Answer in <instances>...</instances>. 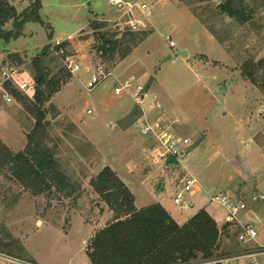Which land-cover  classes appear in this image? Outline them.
Here are the masks:
<instances>
[{"label": "rangeland", "instance_id": "374dc122", "mask_svg": "<svg viewBox=\"0 0 264 264\" xmlns=\"http://www.w3.org/2000/svg\"><path fill=\"white\" fill-rule=\"evenodd\" d=\"M145 1L148 11L136 13V18L147 28L135 33L146 38L125 59H104L96 50L91 21L106 23L102 32L128 31L119 25L126 19L107 0H42L44 26L28 23L17 40H0V84L5 67L16 68L21 80L33 79V61H45L48 79L57 89L44 106L45 142L55 150L60 170L73 187L71 194L53 190L36 196L11 174L0 172V264H91L93 237L116 217L92 185L106 167L132 193L137 210L156 204L153 193L170 188L175 192L185 178L193 176L199 190L187 195L189 208L197 206L190 197L206 187L212 197L228 193L243 201L250 221L251 211L264 215V195L257 188L264 177V89L242 73L247 61L264 58V0H245L248 20L244 24L219 12L217 6L224 0ZM12 4L21 13L30 2ZM10 28L11 23L5 26ZM168 36L175 42L173 49ZM61 43L65 54L57 56L51 49ZM183 51L186 55L180 54ZM66 57L80 70L70 72ZM100 63L118 79L111 76L87 91L91 73ZM136 80L142 82L144 92L169 100L161 102L165 118L178 120L174 128L191 140L192 151L182 165H151L145 138L126 129L132 128L140 111L134 105L130 114L126 112L134 101L125 91L116 96L114 88ZM1 94L0 140L19 153L35 120L14 95L6 103ZM226 231L239 230L229 226ZM261 232L264 239V229ZM227 236L223 235L218 254H241L245 246H237ZM259 244L258 233L257 241L246 249L256 250Z\"/></svg>", "mask_w": 264, "mask_h": 264}, {"label": "trees", "instance_id": "16d2710c", "mask_svg": "<svg viewBox=\"0 0 264 264\" xmlns=\"http://www.w3.org/2000/svg\"><path fill=\"white\" fill-rule=\"evenodd\" d=\"M13 1L16 0H0V40L6 43L20 38L28 23L45 25L40 15L42 0H25L30 4L21 13L16 11ZM244 3L245 0H224L217 9L222 15L244 24L248 20ZM9 23L11 28L6 30L5 26ZM89 26L95 35L96 50L101 58L111 61L115 56L125 59L146 38L145 34L129 30L121 35L119 32H102L107 27L106 23L95 20ZM209 31L215 37V33ZM48 38L52 40L51 33ZM60 48L64 49V43L55 46V51ZM13 57L20 59L17 54ZM44 62L42 58H37L32 63L33 99L21 95L11 83H5V90L21 102L35 124L27 135L22 152L13 153L0 140V172H8L25 190L36 196L53 190H67L71 194L72 184L60 170L55 150L45 142L48 135L44 106L57 89L48 79L49 72ZM242 73L256 87L264 89V58L257 62L247 61ZM92 185L116 217L113 223L93 237L88 254L91 264H192L232 256L218 254L222 237L228 235L226 230L230 225L225 224L220 229L205 210H200L182 226L159 204L137 210L132 193L108 167L92 181ZM236 236L237 233L227 237L236 240Z\"/></svg>", "mask_w": 264, "mask_h": 264}, {"label": "built area", "instance_id": "2783aa9c", "mask_svg": "<svg viewBox=\"0 0 264 264\" xmlns=\"http://www.w3.org/2000/svg\"><path fill=\"white\" fill-rule=\"evenodd\" d=\"M170 1V0H165ZM107 2L118 11L121 12V18L126 19L120 21L119 25L128 28L131 32H140L147 28V24L136 18V13H146L149 9L148 3L143 0L140 3H132L124 0H107ZM169 47L173 49L176 45L171 37H166ZM51 51L57 56H63L65 50L60 48L55 51V47ZM67 61V62H66ZM65 64L70 72L75 73L80 70L78 65L69 62L68 57L65 58ZM21 73L14 67H5L1 72L0 93L2 99L6 103H11L13 97L5 90V83H11L17 90L30 98H33L35 84L31 77L21 80ZM113 74L105 68L103 64H98L91 73V77L86 84L87 91L99 86ZM132 84L129 82L119 83L114 88V94L120 96L124 91L129 92ZM135 103L139 108V115L133 122L132 127L136 133L145 138L149 145L151 165L159 164H183V161L189 157L192 151L191 140L181 136L174 128L179 121H170L165 118L163 105L157 95L144 92L143 86H137L133 93ZM148 101V102H147ZM145 104V106H144ZM90 114L91 111H88ZM199 190V182L193 176L184 179L183 186L177 190L174 196V203L179 207H188L185 199L187 195L195 193ZM262 198V197H260ZM211 202L221 206L225 212V223L232 227L238 228L236 241L238 245L245 246L243 252L239 255H232L220 258H214L203 262H194L192 264H232L237 260H248L249 264H264V245H260L256 250L246 249L249 244L257 241L258 232L254 228L252 222L245 216L247 210L246 204L238 200L234 195L219 194L211 198ZM86 244V241H84Z\"/></svg>", "mask_w": 264, "mask_h": 264}, {"label": "crops", "instance_id": "0c3cea01", "mask_svg": "<svg viewBox=\"0 0 264 264\" xmlns=\"http://www.w3.org/2000/svg\"><path fill=\"white\" fill-rule=\"evenodd\" d=\"M176 8H180L182 10H185V12H187L189 14V11L184 7L182 8V7L176 6ZM211 37L213 38V40H215L212 35H211ZM52 39H53V37H52ZM58 42H56V43H58ZM113 77L118 79L116 77V75H114V74H113ZM140 80H138V81L136 80L135 83H132L131 90L128 93L126 92L127 95L130 96V98H132V100L134 101V103L130 104L129 107H127V106L125 107L126 112H128L129 114H130L131 110L133 109V106L136 105L135 98H133V93L135 92V88L138 85L139 86L143 85ZM157 96L159 97V99L161 97V99H160L161 102H163V101L165 103L169 102V100L167 101V99H164L160 94ZM144 106H145V104H144ZM126 112H124L123 114H125ZM111 127L113 129L114 123L111 124ZM126 129H128V130L130 129L129 131L132 132L133 127L132 128L131 127L126 128ZM128 130H126V131L128 132ZM125 133L126 132H122V134H125ZM132 133L135 134L134 132H132ZM256 147H258V146L256 145ZM258 149L260 150V147H258ZM257 188L259 189V193L264 195V177L262 178V180L259 183ZM176 192L177 191L173 192L171 190V188L170 189H163V190H160L158 192L153 193L151 197H153V200H154V201L153 200L152 201L155 202L156 204H160L177 224H179V225L185 224L189 219H191L200 210H205L216 221L219 228H222L226 224L225 223V212H224V210L221 209L219 207V205H217L216 203L211 202L212 192L208 191L206 189V187L203 188L202 192H199L195 196L193 195L190 197L192 204H193V202L196 203V205H197L196 209L194 208L195 206H193V205H191L190 208L187 207L186 205L184 207H179V206L175 205L174 196H175ZM203 193H205V195H202ZM217 195H219V194H217ZM177 208H179V209H177ZM187 211L190 212V215L188 217H185L182 212H187ZM247 216L251 219V221L254 223V225L256 226V228L258 230L260 245H264V239L262 238V235H261V233H262L261 231H262V229H264V215H263V213L260 212V213L256 214V213L251 211L248 213ZM228 235H232V234L228 233ZM239 261H241V260H239Z\"/></svg>", "mask_w": 264, "mask_h": 264}, {"label": "water", "instance_id": "95a60500", "mask_svg": "<svg viewBox=\"0 0 264 264\" xmlns=\"http://www.w3.org/2000/svg\"><path fill=\"white\" fill-rule=\"evenodd\" d=\"M180 54L181 55H186V52L183 51V52H180ZM168 58H170V56Z\"/></svg>", "mask_w": 264, "mask_h": 264}]
</instances>
